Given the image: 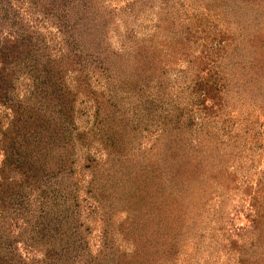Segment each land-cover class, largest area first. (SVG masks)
Listing matches in <instances>:
<instances>
[{
	"label": "trees",
	"instance_id": "1",
	"mask_svg": "<svg viewBox=\"0 0 264 264\" xmlns=\"http://www.w3.org/2000/svg\"><path fill=\"white\" fill-rule=\"evenodd\" d=\"M11 1L19 3L0 0V106L8 112L0 115V264H166L181 247L174 238L187 232L186 220L194 221L192 209H199L208 194L195 191L202 169L196 152L201 143L213 141L206 124L222 114L235 89L248 81L264 82V33L242 35L239 21L238 9L249 0H194L224 25L225 36L211 46L199 45L185 26L177 28L168 17L172 3L159 0L152 31L125 25L117 33L116 48L108 41L116 18L126 16L124 23L128 17L138 19L153 0L128 1L118 11L102 0H20L36 15V27L27 24ZM42 24L57 35L56 54L49 50ZM173 49L190 67L195 65L196 74L189 75L193 82L164 96V58ZM239 50L249 51L239 69L244 77L247 73L245 79L234 74ZM93 75L101 87L92 84ZM22 79L27 85L19 94L16 84ZM185 93L195 101L180 103L179 95ZM81 97L92 106L90 124L83 130L74 120ZM143 108L149 114L160 109L151 122L158 134L135 153L137 115ZM94 141L106 157L100 162L88 153L84 159L90 170L85 194L99 213L101 229L98 249L91 252L83 243L88 227L80 218L75 187L63 185L57 206L48 203L55 194H45L53 190L52 180L71 175L75 144L87 148ZM208 150L203 158L210 161ZM119 161L129 166L120 169ZM111 163L122 177L110 176ZM30 195L34 202L28 204ZM115 209L129 217L115 225ZM252 215L257 228L264 221V202L257 203ZM15 218L22 227L19 236L11 237V223L19 222ZM119 230L132 243L131 251H119L113 238ZM20 240L30 242V250L40 255L26 258L17 247ZM240 252L237 264H258Z\"/></svg>",
	"mask_w": 264,
	"mask_h": 264
},
{
	"label": "rangeland",
	"instance_id": "2",
	"mask_svg": "<svg viewBox=\"0 0 264 264\" xmlns=\"http://www.w3.org/2000/svg\"><path fill=\"white\" fill-rule=\"evenodd\" d=\"M102 1L107 7H112L118 11L124 7L126 2L132 0ZM169 2L172 3L170 7L173 11L168 17L173 18L177 28L182 29L185 26L191 38L199 45L209 46V43H214V40L221 35L225 36L224 25L221 20L210 13H206L194 0H169ZM11 4L19 7V14L23 15L29 26L36 27V24H38L37 17L34 13L28 12L26 2L22 1L21 4L20 0L19 3L11 1ZM146 4L147 8L144 13L141 12L138 16L143 19L128 17L124 23L121 19L126 18V16L116 18V29H112L108 33V41L111 46L117 47V33L124 31L125 25L135 29L140 27L143 31H148L149 33L152 31V23L156 19L155 12L159 8V0H153L150 7L148 2ZM238 10L241 16L239 21H241L243 26L242 35L251 37L253 34L264 33V0H249ZM139 23L142 24L138 25ZM40 29L49 45L50 52L56 54L57 44L55 40L57 41V39L54 36L56 37L57 35H55L54 29L49 28L46 24H42ZM235 54L237 57L238 54L241 56L238 63L234 64V74L242 79L244 75L239 72V69L242 68L241 64L244 63L245 58L249 55V51L239 50V53L236 51ZM179 55L173 49L168 50L167 57L164 58L166 68V74H164L166 92L162 93L164 96L171 92L174 94L176 91L175 87L179 89L182 83L186 85L190 80L192 81L189 75L196 74L194 72L195 65L190 67L186 60L181 59ZM187 66H189L188 69ZM246 75L247 73L244 79ZM97 78V75H93L91 80L92 84L99 88L102 85L97 81ZM67 81L69 83L72 82V74L68 75ZM26 85L27 81L25 79L17 81V92L23 94ZM243 86L235 89L224 107L221 105L220 110L222 107L224 108L222 109L224 110L222 114L215 120H209L206 124L211 131L210 134L213 136V141L201 143L203 145L199 146L200 149L196 152L200 161L199 167L202 169L199 171L195 191L208 192V194L203 204L196 206L199 208L195 209L198 210V213L192 209L195 213V216H192L194 221L186 220L187 229L185 228V230L187 232L177 234L174 238L177 244L181 243V247L175 258L169 257L166 264H237L236 255L239 254V251L248 255L251 260L252 258L258 259V264H264V221H261L263 219L260 218L258 222L261 221V223L256 225L257 228H255L256 223H252V217L255 215H252V213H254L257 203L260 201L264 202V82L257 84L255 81H248ZM179 99L180 103H187V105L195 101L187 93L184 96L179 95ZM90 105V102L87 100L83 101L82 97L76 103L74 120L79 130L86 129L90 124L92 114V106ZM164 106L161 107L164 108ZM159 111L160 109L155 108L149 114L143 108L140 110L142 114L138 113V119L137 117L136 119L139 123V128L137 129L139 131L134 141L135 147L133 149L136 151L133 152L137 153L148 147L158 134V129L151 122H155L158 119ZM4 113L8 114L7 110L0 106L2 118ZM127 113L128 115L133 114L131 110ZM2 123L5 124L6 120L2 119ZM209 148H211L213 157L210 161L203 158L205 150L208 155ZM88 153L95 156L100 162L106 157L105 150L100 149L97 141L91 142L87 148H83L76 143L72 156L73 162L69 167L70 172H72L71 175L67 176L65 174L62 179L52 180L51 182L54 183L53 190L45 192V195L48 193L50 195L55 194L53 200L56 201L51 200L48 203L57 206L58 201L61 200L63 185L69 186V188L75 187L78 208H80V218L88 227L87 230L83 229V243L87 245L91 252H95L100 244L101 229L99 213L96 212L94 203L89 201L85 194V186L90 177L89 168L84 167V159ZM224 154L225 156H223ZM126 162L119 161L120 169L127 167V165L129 166V162ZM204 166L207 167V171L204 169L205 171L202 172ZM111 167L114 168L112 163L108 169L110 176H113L114 179L121 176L116 168L114 170L117 173L112 172ZM125 171H127L126 168ZM10 177L16 178L17 176L16 174H11ZM33 185H36V181L33 182ZM116 185L117 192L123 196V188L119 186L120 183ZM117 192L116 195L118 196ZM116 197L115 201L117 200ZM33 198V195L29 196L28 204L34 202ZM10 199V197H6V202H9ZM58 205L61 206V203L59 202ZM21 206L22 204H19V208ZM116 210L112 216L115 225L129 217V213L124 210ZM20 216L22 217L23 215ZM16 219H19V222L18 225L14 226L12 221ZM14 220L11 221L12 223L10 222L12 224L9 228L11 237L16 236L22 227L20 218H15ZM116 229L117 227L114 226V230ZM24 235L28 239V236ZM113 238H115V243L118 244L119 251L129 252L133 249L132 243L123 237L121 230ZM16 244L19 251L26 258L31 255H40L38 252L30 250V242L27 243V241L20 240ZM254 244L255 247L252 248Z\"/></svg>",
	"mask_w": 264,
	"mask_h": 264
}]
</instances>
